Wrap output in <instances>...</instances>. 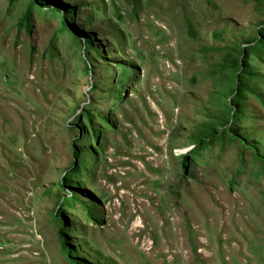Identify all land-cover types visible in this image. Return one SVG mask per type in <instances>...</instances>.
Segmentation results:
<instances>
[{
	"label": "rangeland",
	"instance_id": "1",
	"mask_svg": "<svg viewBox=\"0 0 264 264\" xmlns=\"http://www.w3.org/2000/svg\"><path fill=\"white\" fill-rule=\"evenodd\" d=\"M57 1L94 34V75L62 15L0 0V264H69L56 210L91 263L264 264V163L227 136L182 169L225 115L232 81L218 66L256 37L264 0ZM255 53L248 84L264 97V46ZM241 134L264 155L253 95ZM79 160V189L64 190Z\"/></svg>",
	"mask_w": 264,
	"mask_h": 264
},
{
	"label": "trees",
	"instance_id": "2",
	"mask_svg": "<svg viewBox=\"0 0 264 264\" xmlns=\"http://www.w3.org/2000/svg\"><path fill=\"white\" fill-rule=\"evenodd\" d=\"M29 5L30 8H38L42 10L48 9L52 12H57L58 14L62 15L64 30L70 34L74 41L76 40L75 42L80 45L81 49L83 50L86 72L94 75L95 67L91 59V50H94L97 54H99V49L94 40L93 33L89 32L84 34L79 30H76L77 28L72 22L75 8L65 6L57 0H30ZM30 13L31 9L28 10L27 14L25 15L26 20H28ZM30 31L31 28L28 27V33H30ZM260 45L261 47L264 46V25H259L258 33L254 39H250L248 42L240 44L236 54L233 55L231 59L230 57H227L226 63L218 66L222 72H229L230 79L232 81V86L227 93H218L222 96H227V101L222 107L224 109L225 115L223 117H215L213 120H211L208 123V127L194 139L192 149L182 158L183 170L187 169L189 163L188 161L189 159L193 160L192 156L194 154H198L200 150L204 149L206 145H209L216 139L225 140L227 136H229L232 140H242L244 144V150L252 151L256 158L264 163V155L261 156L259 151L256 149V145L246 141L247 139L241 134V130L243 128V117L245 113V103L247 101L248 95H253L262 104H264V97H262L256 90L252 89L251 85L248 84V81L258 77L252 70L250 56L253 53L256 54L255 50H257ZM91 88L92 91H95L98 89V85L92 83ZM114 92L117 97H120V89H115ZM91 112H93L92 108L86 110L85 118L89 124L94 125V117ZM93 130H96V128L93 127ZM94 135H97V133H94ZM82 153L83 152H81V149L78 145L74 146L73 154L75 156V160L81 159ZM74 164L75 163L72 162V169L68 170V172H66L64 177L61 179L60 186L64 190L66 188H71L74 190L79 189L76 186H73L74 183L72 179L73 176L78 172L77 166L81 167L82 164L80 163V160L78 165L75 166ZM73 197L75 198L78 196H76L74 192H71V197H62V203L65 201H70ZM86 206L88 207L90 217L98 222L99 216L94 211L92 205L89 206L86 204ZM61 213H63L62 210L58 211V213L56 210L55 216L58 217L62 224V228L60 230L62 249L69 261V264H95L80 256L79 245L77 246L70 240L66 224L64 218L61 216Z\"/></svg>",
	"mask_w": 264,
	"mask_h": 264
}]
</instances>
